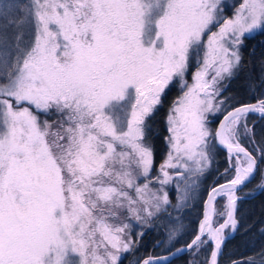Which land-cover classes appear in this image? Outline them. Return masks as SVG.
<instances>
[{
    "label": "snow or ice",
    "instance_id": "1",
    "mask_svg": "<svg viewBox=\"0 0 264 264\" xmlns=\"http://www.w3.org/2000/svg\"><path fill=\"white\" fill-rule=\"evenodd\" d=\"M0 21V264H121L167 211L166 187H191L217 146L225 182L176 252L221 264L237 190L257 173L264 189V135L248 123L264 118V93L225 95L245 39L264 32V0H0ZM172 88L157 167L151 121Z\"/></svg>",
    "mask_w": 264,
    "mask_h": 264
},
{
    "label": "trees",
    "instance_id": "2",
    "mask_svg": "<svg viewBox=\"0 0 264 264\" xmlns=\"http://www.w3.org/2000/svg\"><path fill=\"white\" fill-rule=\"evenodd\" d=\"M242 57L243 63L241 70L229 84L225 95L235 97L240 103H252L256 101L258 96L264 93V87H261L260 85V79L264 76V72H262V67H264V32L245 39L242 46ZM250 84L254 85V92L250 90ZM179 92L178 88H172L168 92L163 107L154 115V118L151 121V143L155 151V162L157 167L159 163L163 161L166 151L165 143L163 141V137L167 135L164 122L165 116L167 115L169 105L179 95ZM251 117L252 119L249 121V126H255L257 140H259L260 136L264 135V118L258 116ZM213 124V128H216L217 122H214ZM242 142L249 148L254 147L249 144L247 140ZM225 155L224 151L217 147L215 150L216 163H214L213 169L207 175L204 184L211 179H214L215 181L218 175L223 172L225 169ZM214 168L218 171L215 175ZM259 180L260 175L257 173L254 180L242 188V194L252 195L254 191L256 192L259 188ZM236 217L239 227L235 236L230 238L224 246V252L220 259L221 264H231V261L233 260L242 261L250 257L255 258L257 264H260V253L264 251V189L250 199L240 200ZM197 222L198 221H193L190 224L189 227L192 229V232L197 229ZM155 224L156 221L154 220V228H156ZM154 228L151 229L146 227L143 229L146 232V235L142 238L134 252L124 254L121 264H134L138 259L143 260L150 255L157 256L167 253V251L163 249V243L157 246L161 236L156 233ZM160 229L163 230L161 227ZM140 230V226L137 225L135 231L139 232ZM192 232L186 237L185 243H188L191 240ZM192 257V253L189 252L188 254L173 259L167 264H189Z\"/></svg>",
    "mask_w": 264,
    "mask_h": 264
},
{
    "label": "rangeland",
    "instance_id": "3",
    "mask_svg": "<svg viewBox=\"0 0 264 264\" xmlns=\"http://www.w3.org/2000/svg\"><path fill=\"white\" fill-rule=\"evenodd\" d=\"M222 2L231 6V5L237 4L238 0H222ZM233 10L234 9L229 7L227 12L230 14L231 11H233ZM21 15H22V13H21ZM3 23H4L3 21H0V25H2ZM13 27L9 28V37L10 38L13 35ZM259 33H261V31L256 30L253 33L249 34L247 37H254ZM189 82H191V81H189ZM179 94H180V92H179ZM251 116H254V115H252V114L249 115L248 123L252 119ZM213 125L214 124H212L211 127H213ZM217 126H218V121H217L216 127ZM214 163H216L215 151L213 153V160H212V164H211L210 168L204 173V175H202L200 177H193V181H195V183L190 181L189 184L191 185V187L186 185L183 182L182 178H180V177H176L174 182L166 187V190L169 193V199H170L171 203L169 206H166L167 211H162V212L158 213L156 217L153 218V223H152L151 227H149V228H151V229L154 228V220H155L156 221V224H155L156 228H154V230L156 231V233H158V235L161 236V239L163 238L162 236L165 235V239L163 240L164 242H162V243L164 244L163 249L165 251H167V253L171 252V250L173 251L177 248H180V247L184 246V244H186L185 243L186 237L189 236V234L192 232V229H190V227H189L190 224L193 221H198L197 225H196V228H197L199 222L202 219L203 211H204V202L207 198V194H208L209 190L211 189L212 186L225 182L226 178L222 175L224 172V170H223V172L218 175V177L215 179V181H214V179H211L209 182L207 181V183L204 184V182L206 181L207 175L213 169ZM215 166H216V164H215ZM224 166H225V168L228 167L226 155H225V159H224ZM169 171L174 172L175 170L170 169ZM217 173H218L217 169L214 168V175ZM177 183L180 185L179 188L176 187ZM258 190H259V188H258ZM258 190L256 192L254 191L253 192L254 194L252 193V195L255 196L262 191L261 190L260 192H258ZM241 191H242V189L238 191V195H240V196H252V195L242 194ZM224 199L225 198H220V200L218 201V206H219L220 202H222ZM239 201H238V205H239ZM238 205H237V210H238ZM160 227L163 230H161ZM238 227H239V223L237 225V229H238ZM237 229L234 232V236L237 232ZM195 230L192 233H194ZM173 231L176 233V237L171 243H168L167 242V236L170 232H173ZM231 233H232L231 229L226 230V236L230 235ZM161 239L159 241H161ZM223 252H224V247H223ZM167 253H165V254H167ZM188 253L189 252H187L185 254H188ZM124 254L125 253H122L121 256L123 257ZM203 258H204V254H201L198 257L193 256L191 258V261L202 262ZM134 264H136V262Z\"/></svg>",
    "mask_w": 264,
    "mask_h": 264
},
{
    "label": "water",
    "instance_id": "4",
    "mask_svg": "<svg viewBox=\"0 0 264 264\" xmlns=\"http://www.w3.org/2000/svg\"><path fill=\"white\" fill-rule=\"evenodd\" d=\"M256 102V101H255ZM255 102H252V103H255ZM252 115H255V116H258V117H260L259 116V114H252ZM261 118V117H260ZM218 127V126H217ZM219 147V146H218ZM220 148V147H219ZM221 150H223L225 153H226V151L223 149V148H220ZM257 175V174H256ZM256 175L254 176V178L256 177ZM254 178L251 180V181H253L254 180ZM224 183V182H223ZM250 183V182H249ZM248 184V183H247ZM244 187V186H243ZM242 187V188H243ZM241 188V189H242ZM241 189H239V190H241ZM239 190H237V193H236V195H237V197H238V199H237V205H238V201L239 200H243V199H249V198H252L253 197V195L252 196H240V195H238V191ZM262 189L261 188H259V190H258V192H260ZM206 200H207V198H206ZM206 200H205V202H206ZM205 202H204V205H205ZM204 212V211H203ZM236 214H237V206H236V213H235V217H236ZM203 217V216H202ZM237 219V218H236ZM238 225V224H237ZM235 232V231H234ZM234 232L232 231V233L230 234V235H228V236H226V241H225V243L231 238V237H233L234 236ZM225 245V244H224ZM182 247H184V246H182ZM224 247V246H223ZM187 252H189V251H184V252H176V249L175 250H173V251H171V252H169V253H167V254H163L162 256H167L168 257V261L167 262H165V264H167V263H169V262H171L173 259H175V258H177V257H179V256H181V255H183V254H185V253H187ZM173 253H176L175 255H173ZM153 257H155V256H153ZM221 258V257H220Z\"/></svg>",
    "mask_w": 264,
    "mask_h": 264
},
{
    "label": "flooded vegetation",
    "instance_id": "5",
    "mask_svg": "<svg viewBox=\"0 0 264 264\" xmlns=\"http://www.w3.org/2000/svg\"><path fill=\"white\" fill-rule=\"evenodd\" d=\"M164 239H165V235L163 236V239L157 243V246H159L163 242Z\"/></svg>",
    "mask_w": 264,
    "mask_h": 264
}]
</instances>
